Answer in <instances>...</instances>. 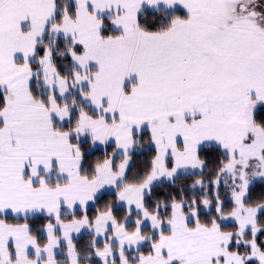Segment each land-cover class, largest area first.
<instances>
[{
    "label": "snow or ice",
    "instance_id": "1",
    "mask_svg": "<svg viewBox=\"0 0 264 264\" xmlns=\"http://www.w3.org/2000/svg\"><path fill=\"white\" fill-rule=\"evenodd\" d=\"M262 217L264 0H0V264H264Z\"/></svg>",
    "mask_w": 264,
    "mask_h": 264
},
{
    "label": "trees",
    "instance_id": "2",
    "mask_svg": "<svg viewBox=\"0 0 264 264\" xmlns=\"http://www.w3.org/2000/svg\"><path fill=\"white\" fill-rule=\"evenodd\" d=\"M145 139H147V134H145ZM108 151L111 152V147L108 148ZM154 153L151 150H147L142 152L141 154H138L134 157V165H133V171H136L138 168H142L146 165L147 161L150 159V157L153 155ZM218 155V154H217ZM217 155H213V156H209L207 157L208 161H209V168L211 169L216 161ZM103 156V148H99L98 150H95L92 154V156L89 159H94L95 157H102ZM209 175L208 172L205 173V178H207ZM196 177H185V176H181L177 181L176 184L177 185H185L187 183H190L192 179H195ZM256 187H260L261 185H257ZM177 191V189L175 187H170L168 184H163L159 187H157L156 189H154V192L156 194H164V193H175ZM253 197L255 199H258V190L255 188L253 190ZM90 239L89 236H87L86 234L80 236L77 240V243L80 247H83L88 240ZM260 239H264V234H261Z\"/></svg>",
    "mask_w": 264,
    "mask_h": 264
},
{
    "label": "rangeland",
    "instance_id": "3",
    "mask_svg": "<svg viewBox=\"0 0 264 264\" xmlns=\"http://www.w3.org/2000/svg\"><path fill=\"white\" fill-rule=\"evenodd\" d=\"M257 185H258V184H257ZM256 189L258 190V198H259L260 195H261V188H260V187H256ZM201 218H202V219L206 218L203 212H202V214H201ZM261 219H264V217H262ZM82 235H84V234H82ZM82 235H81V236H82Z\"/></svg>",
    "mask_w": 264,
    "mask_h": 264
},
{
    "label": "crops",
    "instance_id": "4",
    "mask_svg": "<svg viewBox=\"0 0 264 264\" xmlns=\"http://www.w3.org/2000/svg\"><path fill=\"white\" fill-rule=\"evenodd\" d=\"M99 148H103V146H100Z\"/></svg>",
    "mask_w": 264,
    "mask_h": 264
}]
</instances>
